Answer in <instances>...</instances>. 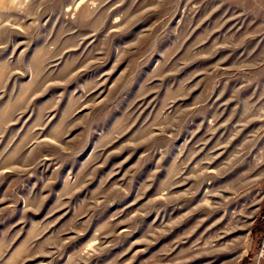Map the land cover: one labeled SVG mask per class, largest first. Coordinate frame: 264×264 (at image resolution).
I'll use <instances>...</instances> for the list:
<instances>
[{"label": "rangeland", "instance_id": "374dc122", "mask_svg": "<svg viewBox=\"0 0 264 264\" xmlns=\"http://www.w3.org/2000/svg\"><path fill=\"white\" fill-rule=\"evenodd\" d=\"M264 0H0V264H256Z\"/></svg>", "mask_w": 264, "mask_h": 264}, {"label": "built area", "instance_id": "2783aa9c", "mask_svg": "<svg viewBox=\"0 0 264 264\" xmlns=\"http://www.w3.org/2000/svg\"><path fill=\"white\" fill-rule=\"evenodd\" d=\"M253 258L256 264H264V226L260 233L257 250Z\"/></svg>", "mask_w": 264, "mask_h": 264}]
</instances>
